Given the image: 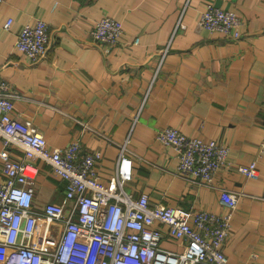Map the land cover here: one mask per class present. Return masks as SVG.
<instances>
[{"label":"crops","instance_id":"1","mask_svg":"<svg viewBox=\"0 0 264 264\" xmlns=\"http://www.w3.org/2000/svg\"><path fill=\"white\" fill-rule=\"evenodd\" d=\"M208 2L237 13L239 38L200 25ZM105 15L124 26L112 47L91 34ZM36 18L46 22L49 37L45 55L30 62L14 40ZM0 80L13 94L14 115L35 126L50 148L75 140L84 152L99 151L103 180L125 142L134 160L126 189L135 196L145 192L151 203L220 213V194L237 192L224 254L229 264H264V0H1ZM167 126L228 146V165L211 186L178 174L175 151L156 140ZM255 157L256 178L237 172L236 165ZM36 165L32 207L41 212L60 202L65 183L43 161ZM63 226L39 215L25 242L53 248ZM160 243L181 249L169 237ZM5 253L0 247V264Z\"/></svg>","mask_w":264,"mask_h":264},{"label":"built area","instance_id":"2","mask_svg":"<svg viewBox=\"0 0 264 264\" xmlns=\"http://www.w3.org/2000/svg\"><path fill=\"white\" fill-rule=\"evenodd\" d=\"M11 23L8 18L3 28L8 30ZM199 23L210 33L232 38L242 34L237 13L211 2L201 11ZM91 34L112 47L122 41L123 22L102 16L94 21ZM48 37V25L36 18L20 28L14 46L36 62L46 53ZM12 98L7 82L0 80V247L6 250L4 264H229L223 245L230 235L237 192L220 194L224 207L220 213L151 203L147 193L135 196L126 189L134 160L125 142L120 144L114 171L103 180L98 171L99 151L84 152L75 140L62 148H50L35 126L14 115ZM156 140L175 151L176 171L190 181L211 186L218 170L228 165V146L215 139L188 137L167 126L156 133ZM10 147L22 154L14 155ZM38 160L65 183L60 202L47 203L41 212L32 207ZM235 168L245 178H256L258 158ZM39 215L64 224L53 248L25 242L32 237ZM164 237L178 241L180 251L161 247Z\"/></svg>","mask_w":264,"mask_h":264},{"label":"rangeland","instance_id":"3","mask_svg":"<svg viewBox=\"0 0 264 264\" xmlns=\"http://www.w3.org/2000/svg\"><path fill=\"white\" fill-rule=\"evenodd\" d=\"M160 245H161V243H160ZM161 247H162V245H161Z\"/></svg>","mask_w":264,"mask_h":264}]
</instances>
